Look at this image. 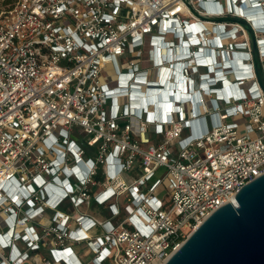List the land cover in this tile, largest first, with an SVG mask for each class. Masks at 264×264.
<instances>
[{"label": "built area", "instance_id": "built-area-1", "mask_svg": "<svg viewBox=\"0 0 264 264\" xmlns=\"http://www.w3.org/2000/svg\"><path fill=\"white\" fill-rule=\"evenodd\" d=\"M205 1L15 0L0 15V249H12V239L27 247L13 249L14 263L47 249L40 264H161L264 173V94L256 76H233L240 89L226 95L225 76H188L179 65L184 76L161 79L148 67L135 69L147 43L184 47L188 24L190 38L199 37L195 24L201 28L191 53L184 49L195 57L190 68L203 63L195 47L216 37L224 51L221 37L232 38L236 27L197 14L232 12ZM205 22L215 29L211 39ZM256 44L264 52V41ZM161 88L165 97L150 98L149 90ZM144 92L146 103L134 104ZM163 98L172 105L160 115ZM63 202L68 211L57 210ZM74 244L85 245L86 263Z\"/></svg>", "mask_w": 264, "mask_h": 264}, {"label": "water", "instance_id": "water-1", "mask_svg": "<svg viewBox=\"0 0 264 264\" xmlns=\"http://www.w3.org/2000/svg\"><path fill=\"white\" fill-rule=\"evenodd\" d=\"M197 15L218 22L246 23L240 17ZM257 57L253 40L254 73L264 94ZM163 264H264V173L242 186L231 201L218 206Z\"/></svg>", "mask_w": 264, "mask_h": 264}, {"label": "rangeland", "instance_id": "rangeland-1", "mask_svg": "<svg viewBox=\"0 0 264 264\" xmlns=\"http://www.w3.org/2000/svg\"><path fill=\"white\" fill-rule=\"evenodd\" d=\"M15 0H0V15L6 11L8 8H10L12 6V4L14 3ZM212 3V1H205V4L207 5V3ZM218 2H221V4L223 5V9H220V11H224L227 12L225 10V0H218ZM204 3L201 4V6L203 7V9L207 10V6ZM219 4V3H218ZM220 6V5H219ZM207 12H210L209 10ZM226 16H230V17H238L236 14L234 13H230V14H226ZM185 18L188 20H194V18L186 13ZM223 25L219 24V26H224V28H230V27H236V29L238 31L234 32L233 37L231 38H226L227 36H223L222 38V42H224V51L227 55V58H231V54L234 50H240L239 47H242V50L246 51L248 55V62H251L252 65V76H255L254 73V66H253V62H252V54H250L251 50L253 49V46L251 44V39H250V35L253 37L255 43H257L260 39H262V37H264V27L262 28H258L257 25L253 24L251 21L246 22V24H248V27H245L244 25H242L240 22H237L235 20H230V21H223L222 22ZM205 26V37L207 38H213L216 35L215 29L212 26V23H208L205 22L204 23ZM210 27V28H209ZM222 30L221 27L219 28V31ZM171 36H167L166 39H171ZM225 38V39H224ZM232 43V45H231ZM237 43H244V45L240 46L237 45ZM209 43H206V46L208 47ZM235 44L237 46H235ZM205 46V47H206ZM257 51H258V60L259 62H261V66H262V71H263V76H264V52L259 53L258 47H257ZM263 51V50H262ZM217 58L219 59V56H217ZM138 62L135 65V69L139 68V69H143V68H149V76H156L157 75V70L155 69V67L152 66V49L149 46V44L147 43L146 45H144V47L141 49L140 53H139V58H138ZM129 61V59H128ZM129 63H123V67L125 68ZM192 69V68H191ZM190 67H187V74L188 76H199L201 73L207 72V69L205 67H199V68H194L191 70ZM220 69V68H219ZM218 70V69H217ZM231 70H226L224 72V74H227L229 79H232L233 77L230 72ZM177 76V75H176ZM214 83V82H213ZM220 83H217L216 86L219 87ZM213 96V95H211ZM208 98L209 97H204V102L207 103L208 102ZM187 107L189 108V104H187ZM123 204V202H122ZM122 204H120V206H122ZM97 212H100L102 214H104L106 212L105 209H101V208H95L94 209ZM123 216V213L121 214L120 217ZM1 219L2 216L0 215V232L3 231V225L1 224ZM14 243V246L11 248H6V249H0V264H5L6 261H9L8 259H10L11 257V264H18V262L16 261L14 263V258L12 256V250L15 248H17V251L19 252H24L25 250H27L26 244L23 243L22 241L19 240H15L12 239L11 240ZM82 250H85V246L82 247ZM17 255L19 254L18 252H16ZM11 255V256H10ZM29 256L26 258V260L24 261L23 264H38V258L39 257H45V258H49V254L47 252V249H41L38 252V255L35 254V252L29 251ZM89 257V256H88ZM87 257V258H88ZM1 258H3V262H1Z\"/></svg>", "mask_w": 264, "mask_h": 264}, {"label": "bare ground", "instance_id": "bare-ground-1", "mask_svg": "<svg viewBox=\"0 0 264 264\" xmlns=\"http://www.w3.org/2000/svg\"><path fill=\"white\" fill-rule=\"evenodd\" d=\"M254 10V9H252ZM253 17H251L252 19H255V13L252 14ZM196 29V33H197V36H199L197 39L195 37H188L186 34L188 33H193V29H192V26L190 24H188L185 29H183V34H184V37H185V43L183 44L184 47L182 46H178V47H175L174 49H171L169 51V49L167 48L166 45H163L161 43H156L155 46L154 45H151L149 44V46L151 47L152 49V60L155 61V60H160L161 61V64L160 66H158L156 68V72H157V75L156 76H160L161 79H163L165 76H175L174 73L175 72V68H178L179 65H180V69H181V66H185V67H188V66H192L193 64H195V57L194 55L192 54V56H189L186 52V50L184 49H191L192 46L196 45L194 42V40H199L200 39V34L198 31L201 30V28H199L196 24L194 25ZM210 28V27H209ZM202 35H204V33L202 32ZM225 39V38H224ZM262 39L264 40V37H262ZM262 40V41H263ZM195 49H197V47H195ZM163 57L165 58V60H168L169 62L166 63V61H163ZM177 60V61H176ZM206 60L210 61L211 63V60L209 58H206ZM172 64V67L170 68V65ZM178 66V67H177ZM191 69V68H190ZM168 71L166 73V75L164 74L165 71ZM178 70V69H177ZM217 71H221V69H218ZM228 73H232V71L228 72ZM177 76H180V73L177 74ZM233 77V76H231ZM178 78V77H177ZM180 83H178V81L175 83V87H176V90L174 89L173 90V94L174 96H178L179 94L177 93V91L179 92V88H180ZM222 88L224 89L223 92H225L226 95L228 94H232V92H236L237 90H239L240 88H236L234 85H233V82L228 78V76H225L224 80H223V83L221 84ZM149 95L150 98L151 97H156L157 96V93L163 95V97L166 96V91L164 88H161L160 90H149ZM221 94H222V91H221ZM135 96V95H134ZM206 97H209V95L205 94ZM204 97V95L202 96V98ZM147 94L146 92H144V96L142 98H140L139 101H136L134 102V104L138 105V106H141L142 104H145L146 103V100H147ZM171 103H169L167 100H165L163 98V100H160L158 102V106H159V112H160V115H164V113L171 107ZM234 198V197H233ZM232 198V199H233ZM140 221L144 223V219L140 217ZM25 224H18L17 225V230H19L21 227H24ZM181 246V245H180ZM179 246V247H180ZM10 262L9 261H6L5 264H9ZM164 263V262H163ZM161 263V264H163Z\"/></svg>", "mask_w": 264, "mask_h": 264}, {"label": "crops", "instance_id": "crops-1", "mask_svg": "<svg viewBox=\"0 0 264 264\" xmlns=\"http://www.w3.org/2000/svg\"><path fill=\"white\" fill-rule=\"evenodd\" d=\"M194 28H195V26H194ZM177 69L178 68H175V72L177 71V73H174L175 76L178 73H180ZM167 72L168 71L166 70L164 74L166 75ZM180 76H184V74L183 75H180ZM133 123H134V125L136 124L135 120H133ZM57 210L58 211H68L69 210V204H68V202H63L60 206L57 207ZM81 210L86 211L89 214H92V215H94L96 217H99V218L107 215V212H105L104 214H102L100 212L95 211L93 208L92 209L82 208ZM50 212H52V211H50ZM49 218H50L49 213H47L46 215H43L41 217L40 221L47 223L49 221ZM27 224L28 225H32V224L33 225H36V222H28ZM94 231H98V229L96 228V229H94ZM84 246H85L84 244H74L72 247H73V250H74V253H75L76 258L78 260H80L81 262L86 263L90 259V255L87 254L86 248H85V250H82L83 249L82 247H84ZM15 249L17 250L16 246H15ZM12 256H13V258H15L17 256V253L14 250H12ZM38 260H39V258H38ZM38 264H40L39 261H38Z\"/></svg>", "mask_w": 264, "mask_h": 264}, {"label": "trees", "instance_id": "trees-1", "mask_svg": "<svg viewBox=\"0 0 264 264\" xmlns=\"http://www.w3.org/2000/svg\"><path fill=\"white\" fill-rule=\"evenodd\" d=\"M244 26H245V27H248V24L244 23ZM250 39H251V44H252V46H253V40H254V39H253V37H252L251 35H250ZM235 46H237V45H235ZM240 46H242V45H240ZM250 54H252V50H251ZM248 55H249V54H248ZM256 66H257V68L259 69L260 75L263 76V71H262L261 62H259L258 58H257V60H256Z\"/></svg>", "mask_w": 264, "mask_h": 264}, {"label": "clouds", "instance_id": "clouds-1", "mask_svg": "<svg viewBox=\"0 0 264 264\" xmlns=\"http://www.w3.org/2000/svg\"><path fill=\"white\" fill-rule=\"evenodd\" d=\"M250 63V65H251V62H249ZM251 68H252V65H251Z\"/></svg>", "mask_w": 264, "mask_h": 264}]
</instances>
